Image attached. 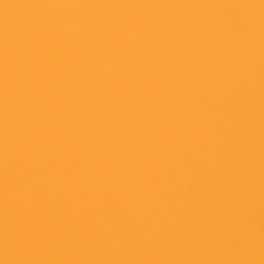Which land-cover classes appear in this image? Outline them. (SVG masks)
I'll return each mask as SVG.
<instances>
[{
    "label": "water",
    "instance_id": "obj_1",
    "mask_svg": "<svg viewBox=\"0 0 264 264\" xmlns=\"http://www.w3.org/2000/svg\"><path fill=\"white\" fill-rule=\"evenodd\" d=\"M0 264H264V0H0Z\"/></svg>",
    "mask_w": 264,
    "mask_h": 264
}]
</instances>
